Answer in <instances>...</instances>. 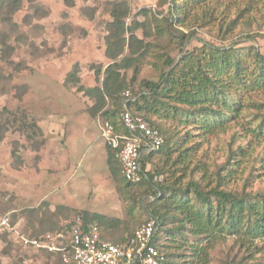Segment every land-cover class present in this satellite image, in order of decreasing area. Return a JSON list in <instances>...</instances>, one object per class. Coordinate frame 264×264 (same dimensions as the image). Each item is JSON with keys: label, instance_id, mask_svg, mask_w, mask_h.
<instances>
[{"label": "rangeland", "instance_id": "obj_1", "mask_svg": "<svg viewBox=\"0 0 264 264\" xmlns=\"http://www.w3.org/2000/svg\"><path fill=\"white\" fill-rule=\"evenodd\" d=\"M115 1L129 4L128 24L144 22L139 13L151 12L147 31L151 36L145 39L152 46L149 57L140 60L138 73L121 71L134 100L149 91L147 82L157 83L161 71L169 69L160 56L177 62L208 44L244 55L249 71L255 54L264 56L263 2L245 14L238 13L240 1L228 10L216 8L213 0L193 5L185 26L169 27L170 37L165 20L171 14H186L182 8L186 0H22L18 11L0 18V217L10 215L16 231L28 237L66 231L74 219L88 213L111 219L112 227L102 225L106 239L124 243L154 216L156 207L162 208L155 195L158 185L180 189L196 182L205 190L217 187L238 195H264L260 130L264 107L246 109L225 130L208 136L200 135L196 126L175 127L172 121L148 117L166 140L164 151L146 166L153 176L150 185L127 187L118 162L111 172L102 138L106 119L103 112L89 113L95 103L78 88L101 86L106 68L113 63L105 55V37L111 22L108 3ZM158 25L165 29L163 38L157 37ZM143 34L136 32L139 38ZM76 65L80 81L67 84ZM255 99L264 103V96ZM113 108L107 100L105 110ZM130 109L146 116L137 106ZM189 133L184 148L195 146V153L187 167L173 165L179 151L168 159L166 150H176ZM176 225L169 221L162 226L159 246L172 261L192 264L198 260L196 246L209 243L185 231L176 235L172 232ZM200 256L205 264H264V238L228 237ZM0 264L63 263L58 256L22 246L15 233H2Z\"/></svg>", "mask_w": 264, "mask_h": 264}, {"label": "trees", "instance_id": "obj_2", "mask_svg": "<svg viewBox=\"0 0 264 264\" xmlns=\"http://www.w3.org/2000/svg\"><path fill=\"white\" fill-rule=\"evenodd\" d=\"M206 1L208 0H186L187 4L182 7L186 14L178 16L171 14L169 21L165 20L170 37L172 32L169 27L185 26L187 16L193 9L190 7ZM223 1L213 0V3L216 8L219 5L228 10L232 3L240 1L237 4L239 14L253 13L255 4L264 3V0H225V4L222 3ZM21 4L22 0H0V18L18 11ZM108 5L111 22L107 23L105 55L113 63L106 68L101 86L94 88L80 86L78 91L94 101L95 104L89 109L92 116L103 112L105 121H109L117 132L126 133L120 114L125 107L124 94L130 91L127 90L128 86L125 85L121 71L133 69L138 73L140 60L149 57L152 46L145 39L151 36V32H147L150 28L149 14L151 12L146 9L139 13L144 16V22L134 20L128 24L126 20L130 16V6L127 2L115 1ZM10 20L9 18L7 21ZM236 21H232L229 25L232 27ZM155 22L157 24V20ZM158 24L161 22L158 21ZM138 30L143 31V38L136 35ZM164 34L165 29L158 25L157 37L163 38ZM159 58L169 69L161 71L157 83H146L148 92H144L136 100L132 95L126 103L129 109L134 105L138 107V112L146 113V116H143L130 109L134 114L145 117L164 138L162 147L142 160V168L149 180H152L153 176L150 171L147 172L146 166L155 154L164 151L166 140L162 130L148 117H156L166 122L172 121L175 127L184 124L196 126L200 135L208 136L225 130L230 123L237 121L246 109L255 110L264 107V103L258 104L255 99L257 95L264 96V56L258 52L254 56V67L251 71L245 67L244 55L236 53L235 50L208 44L204 45L199 53L187 52L177 62L170 56L163 55ZM97 74L99 76V73ZM77 75L78 65L68 73L66 83L78 84L80 79ZM107 100L113 102V110H105ZM260 124L261 133L264 135V117ZM190 135L191 133L176 150L167 148L168 159L179 151L173 165L182 164L187 167V162L195 153V146L184 148L190 142ZM107 149L109 150L108 166L113 173L114 162L119 163L116 158L117 150L108 145ZM121 176L127 183V187L149 184L147 180L133 184L128 182L122 174ZM175 185H178V182H175ZM155 187V195H159L163 206L156 207L152 211L153 217L161 221L154 244L165 255V264H179L172 261L171 256L165 253L158 243V234L162 226L164 227L169 221L177 223L176 230L172 229L176 235L180 233L179 231H185L196 239L208 241V247L196 246L195 256L198 260H193L192 264H205V260L200 255L212 248L218 240L228 237L251 238V240L264 238V195H238L219 190L217 187L205 190L196 182L180 189L163 185ZM82 218L86 224L96 222L101 229L102 238L110 242L105 237L102 225L112 227L111 219L101 214L90 216L88 213H85ZM132 236L133 234L127 241ZM174 239L172 238V241H175ZM58 258L63 263L61 257L58 256Z\"/></svg>", "mask_w": 264, "mask_h": 264}, {"label": "built area", "instance_id": "obj_3", "mask_svg": "<svg viewBox=\"0 0 264 264\" xmlns=\"http://www.w3.org/2000/svg\"><path fill=\"white\" fill-rule=\"evenodd\" d=\"M129 92L124 94V110L120 114L126 133H119L105 121L102 138L117 150L116 158L123 177L138 184L149 177L142 168L144 157L157 152L164 143L163 135L145 117L134 114L126 103ZM160 221L151 217L140 226L125 243L114 244L102 238L96 222L85 223L82 216L73 220L63 232H48L31 238L16 231L10 215L0 217V234H16L22 246L53 256H60L65 264H165L163 252L154 244Z\"/></svg>", "mask_w": 264, "mask_h": 264}, {"label": "crops", "instance_id": "obj_4", "mask_svg": "<svg viewBox=\"0 0 264 264\" xmlns=\"http://www.w3.org/2000/svg\"><path fill=\"white\" fill-rule=\"evenodd\" d=\"M106 147H107V145H106Z\"/></svg>", "mask_w": 264, "mask_h": 264}]
</instances>
